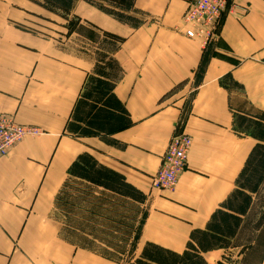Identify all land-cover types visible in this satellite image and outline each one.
Returning a JSON list of instances; mask_svg holds the SVG:
<instances>
[{"label":"crops","instance_id":"1","mask_svg":"<svg viewBox=\"0 0 264 264\" xmlns=\"http://www.w3.org/2000/svg\"><path fill=\"white\" fill-rule=\"evenodd\" d=\"M192 1L134 0L137 27L75 2L72 14L88 27L80 25L68 37L79 38L70 52L20 27L31 10L12 11L15 17L0 32V115L36 127L40 135L25 137L0 159V264H124L61 236L55 198L83 153L146 197L132 262L147 243L183 253L191 233L206 230L238 189L251 150L264 144L240 124L264 114V0H231L218 37L207 45L187 38L181 26ZM102 32L123 39L111 52L121 69L113 94L131 122L108 142L66 131L94 55L107 47ZM206 51L210 58L199 75ZM181 132L191 138L186 169L172 191L154 189L151 176L172 135ZM262 192L264 178L255 192L244 190L249 207L227 247L202 253L207 264H253L249 258L260 244L257 264H264Z\"/></svg>","mask_w":264,"mask_h":264},{"label":"trees","instance_id":"2","mask_svg":"<svg viewBox=\"0 0 264 264\" xmlns=\"http://www.w3.org/2000/svg\"><path fill=\"white\" fill-rule=\"evenodd\" d=\"M30 1L65 20L66 36L78 30L81 19L72 14L74 0ZM85 1L121 23L137 27L141 22L135 17L140 12L134 9V0ZM101 34L107 47L95 53L93 72L85 80L66 131L78 136H97L108 142L106 137L129 127L131 122L127 111L113 94L121 69L111 52L123 39L107 32ZM209 58L206 51L199 75ZM243 123V128L264 143V114L248 122L240 119V124ZM263 178L264 144H256L237 178L238 189L213 213L206 230L191 233L183 253L147 243L140 257L132 262L147 216L140 207L146 197L127 184L122 175L99 165L91 155L83 153L68 168L67 178L55 198V207L62 215L61 236L71 244L118 263L207 264L202 253L228 246L226 238L234 235L240 216L245 214L251 202L244 190L255 192Z\"/></svg>","mask_w":264,"mask_h":264},{"label":"built area","instance_id":"3","mask_svg":"<svg viewBox=\"0 0 264 264\" xmlns=\"http://www.w3.org/2000/svg\"><path fill=\"white\" fill-rule=\"evenodd\" d=\"M231 0H193L184 14V34L189 39L201 38L205 45L214 41L221 27L222 18L228 12ZM40 130L20 125L8 115H0V159L27 136H38ZM191 138L184 132L172 135L160 157V165L151 176L152 188L173 190L179 175L186 169Z\"/></svg>","mask_w":264,"mask_h":264},{"label":"rangeland","instance_id":"4","mask_svg":"<svg viewBox=\"0 0 264 264\" xmlns=\"http://www.w3.org/2000/svg\"><path fill=\"white\" fill-rule=\"evenodd\" d=\"M81 1H85V0H74V3L75 2L78 3ZM36 6H33L31 3L29 4L27 0H0V32H2V29H6V26L9 25V22H11L9 19H11L12 17H15V14H13L12 11H14L17 7H24L28 10H31L32 12L31 14H29V16L27 17V21H25L24 24L19 23L21 28H23L24 30L33 31L36 34H39L47 38L51 37L52 39L57 40V43L62 49H65L66 51H69V52L73 51L76 48L75 46L77 45L76 40H79V38H77V36H72V38L68 39L70 35L66 36L67 35V30H66L67 22L65 20H62L59 17H55V15L43 10L42 8L40 9L39 6H38L39 8ZM188 8L189 6L185 9L184 13L181 16V20H180L181 26L183 27L184 30H185L184 14L187 12ZM225 15L222 18V22H223V19L225 18ZM80 25L83 27H88L87 26L88 24L87 23L85 24L83 21H81ZM218 28H219L218 30H220L221 27H218ZM218 35H219V31H218ZM94 57L96 58V55H94ZM263 197H264V192L261 193L258 199V203H257L258 206L264 205ZM262 232L264 233L263 230ZM263 240L264 238L260 237L259 242L262 243ZM242 241H245V239H243ZM261 249H262V246L260 244L259 246L255 248V253L251 254L249 260H251L253 264H257V262L259 261V257L261 255L260 254Z\"/></svg>","mask_w":264,"mask_h":264}]
</instances>
